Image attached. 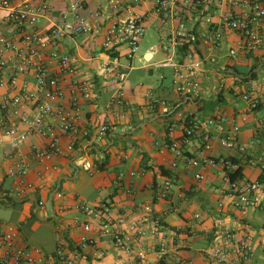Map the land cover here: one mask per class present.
Returning <instances> with one entry per match:
<instances>
[{"label":"crops","instance_id":"1","mask_svg":"<svg viewBox=\"0 0 264 264\" xmlns=\"http://www.w3.org/2000/svg\"><path fill=\"white\" fill-rule=\"evenodd\" d=\"M50 3L53 11L48 16L58 17V11L66 8L69 0H50ZM152 6V0H144L138 7L145 13L146 33L137 55L130 60L131 67L127 68L125 97L138 107L136 110L127 111L125 117L115 122L101 139L96 137L98 125L107 116L113 118L110 109L117 88V77L116 72L108 71L105 66L106 54H97L102 50L107 27L113 19L107 11V0H89L86 14L92 29L62 39L60 50L74 58L80 68V77L93 83L94 94L91 99L71 92L68 87L64 97L67 104H70L73 95L78 99L82 109L81 123L90 129V136L86 139L80 136L76 148L71 150L67 146L69 135L61 133L63 153L39 161L34 157L35 146L43 147L48 139L40 134L30 135L18 153L29 163L27 178L37 187L22 197L10 194L4 196V192L13 189L18 178L6 174V169L13 163L9 156L12 150L7 145L0 147V199L5 200L0 205L13 208L11 215L0 218V221L19 227L20 245L39 247L45 253H53L59 241H64L71 253L79 254L78 264H142L135 253L117 249L111 238L102 233L98 220L86 215L78 207L81 201L97 206L110 199L112 215L115 220H123V227L139 222L144 215L149 217L143 240L147 245L166 241L169 251L164 264H210L205 250L216 236L220 218L235 225L241 232L249 231L256 237L257 245L264 247V208L253 210L244 218L228 205L222 211L218 209L220 191L224 186L223 167L219 162L215 165L203 161L198 165L190 163V158L202 155L201 137L195 135L189 141H184L179 120V112L204 118L223 110L239 123L241 142L247 145L249 151L264 154V107L251 110L241 98L244 91L254 96L264 95V58L242 54L236 59L231 58L226 49L235 45L236 35L228 31L219 48L209 49L201 40L198 55L203 58L204 64L200 74V93L186 97L174 88L173 62L181 57L178 54L172 60L169 59L163 47L165 38L173 29V21H161ZM48 21L42 18L40 25ZM121 50L124 52L127 47ZM122 56V61L126 63ZM223 57H226L224 61ZM43 60L51 71H59L48 57H43ZM256 63L258 65L254 71L257 75L248 78V82L243 75L237 76L231 68L237 66L247 72ZM20 87L37 92L39 87L35 74H20L15 91ZM148 89L153 90L156 99L171 104L168 113L163 112L162 107H149ZM7 90L0 87V101ZM114 109L122 110L118 106ZM173 121L178 124L170 127ZM174 141L180 144L181 155H175L164 147L165 142ZM230 152L221 147L215 138L212 149L204 152V155L219 158ZM13 153L17 155V152ZM84 160L98 164L99 171L90 174L84 167ZM104 161L101 169L100 163ZM174 161L176 165H173ZM197 172H202L204 178L196 179ZM244 173L255 178L258 170L244 166ZM120 176L122 179H119ZM165 176L172 178L173 187L164 199L158 197V185ZM42 182L44 187H38ZM38 199L44 203L39 205ZM146 204L151 205L149 212L144 210ZM154 217L162 220V226L156 234L151 232ZM88 221L92 226L86 231L84 224ZM83 235L90 239L86 245L81 242Z\"/></svg>","mask_w":264,"mask_h":264},{"label":"built area","instance_id":"2","mask_svg":"<svg viewBox=\"0 0 264 264\" xmlns=\"http://www.w3.org/2000/svg\"><path fill=\"white\" fill-rule=\"evenodd\" d=\"M88 1L69 0L68 6L58 11V17H52L48 16L53 11L50 0H0V87L8 88L0 101V147L7 145L12 150L9 156L13 163L6 169V174L18 178L13 189L4 192V196L10 194L22 197L37 187L27 178L29 163L18 153L30 135L40 134L48 139L43 147L35 146L34 157L39 161L63 153L61 133L69 135L67 146L71 150L76 148L80 136L85 139L90 136V129L81 123L82 109L78 99L73 95L70 104H67L64 97L68 87L71 92H78L86 99H91L94 94L93 83L81 78L80 68L74 58L60 50L62 39L92 29L86 14ZM143 1L107 0V11L113 19L107 27L102 50L97 54H106L105 66L108 71L116 72L117 88L110 109L113 118L107 116L98 125V139L108 133L115 122L121 121L127 111L138 108L126 99L125 87L127 68L131 67L130 60L137 55L146 33L145 13L138 8ZM152 1V9L161 21H173V29L165 38L163 47L169 59L172 60L178 54L181 57L173 62L174 88L178 93L186 97L200 93V74L204 64L203 58L198 55L201 40L209 49L219 48L228 31L236 35L235 45L229 48L231 58L236 59L239 54L264 58V0ZM42 18L49 19L47 24L40 25ZM124 46L127 50L122 52ZM122 55L126 63L122 61ZM45 56L57 65L58 72L49 69L43 60ZM31 72L37 79L38 91L31 92L23 87L15 91L19 75ZM245 80L248 82V78ZM67 82L69 85L66 86ZM146 94L149 107H162L163 112H169L171 104L168 101L156 99L152 89H148ZM241 98L251 110L264 107V95L254 96L244 91ZM116 106L122 110L114 109ZM179 116L183 140L189 141L191 137L199 135L202 141V155L190 158V163L198 165L203 161L215 165L219 162L223 167L224 186L220 191L218 209L222 211L228 205L244 218L251 211L264 208V154L249 151L247 145L241 142L239 123L223 110L204 118L191 117L183 112H179ZM177 124V121H173L170 127ZM262 129L264 131V123ZM215 138L221 147L231 152L219 158L204 155V152L212 149ZM164 147L175 155L182 154L178 142H165ZM13 152H17V155ZM1 161L0 158V165ZM83 164L90 174L99 171V165L93 161L84 160ZM173 165H176L175 161ZM240 165L257 169L258 175L250 178L243 171L242 175L231 177ZM195 178L200 180L204 175L197 172ZM38 187H44V183ZM172 187V178L165 176L158 185V197L167 198ZM43 203L42 199H38L39 205ZM78 207L86 215L98 220L102 233L111 238L117 249L135 253L142 264H164L165 255L169 251L166 241L161 240L153 245L144 243L146 222L149 220L147 215L139 222L123 227V220H115L112 215L110 199L97 206L81 201ZM144 210L149 212L151 205H144ZM196 216L199 217V214ZM153 221L151 232L159 233L162 220L154 217ZM91 226L92 223L88 221L84 229L89 231ZM216 232L205 250L210 264H264V247L257 245V239L252 233L241 232L223 218L219 219ZM19 236L20 230L16 224L0 221V264H78L79 254L71 253L64 241H59L55 252L45 253L39 247L20 245ZM89 241L88 236L81 237L83 245Z\"/></svg>","mask_w":264,"mask_h":264},{"label":"trees","instance_id":"3","mask_svg":"<svg viewBox=\"0 0 264 264\" xmlns=\"http://www.w3.org/2000/svg\"><path fill=\"white\" fill-rule=\"evenodd\" d=\"M183 51V49H182ZM257 63L254 64L250 69L249 71H241L240 69L237 68V66H232L231 68L234 69V72L237 74V76H244L243 78L244 79H247V78H251V77H255L257 75V73L254 71V68L257 67ZM235 160V159H234ZM238 161V160H237ZM106 161H104L103 163H100V168L102 169L104 164H105ZM163 172H166V170L163 169V167H161ZM244 171V166L243 165H240V167L237 169V171L235 173H230L231 174V177H235L237 174H241L242 175V172ZM10 200V199H9ZM0 203H5V200L2 198L0 199Z\"/></svg>","mask_w":264,"mask_h":264},{"label":"rangeland","instance_id":"4","mask_svg":"<svg viewBox=\"0 0 264 264\" xmlns=\"http://www.w3.org/2000/svg\"><path fill=\"white\" fill-rule=\"evenodd\" d=\"M145 48V47H142ZM227 54L229 53V48L226 49ZM226 57L222 58V61H224ZM13 208L12 207H6L0 205V218H7L11 215Z\"/></svg>","mask_w":264,"mask_h":264}]
</instances>
